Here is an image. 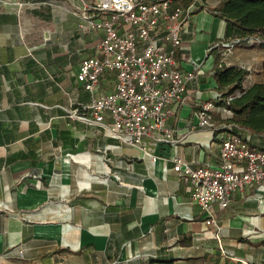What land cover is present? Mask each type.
I'll list each match as a JSON object with an SVG mask.
<instances>
[{
    "label": "crops",
    "instance_id": "obj_1",
    "mask_svg": "<svg viewBox=\"0 0 264 264\" xmlns=\"http://www.w3.org/2000/svg\"><path fill=\"white\" fill-rule=\"evenodd\" d=\"M29 1L0 0V264H264V187L212 206L220 244L188 180L173 169L175 157L219 166L226 131L199 127L196 115L214 99L217 123L232 116L218 104L219 64L243 66L239 57L251 56L257 66L244 86L264 81V49L235 46L228 54L220 44L225 0H174L191 9L178 65L197 73L167 120L182 140L139 144L72 115L94 97L77 77L104 36L87 27L92 10L83 0ZM116 79L108 73L97 92ZM242 132L251 148H264V134Z\"/></svg>",
    "mask_w": 264,
    "mask_h": 264
},
{
    "label": "built area",
    "instance_id": "obj_2",
    "mask_svg": "<svg viewBox=\"0 0 264 264\" xmlns=\"http://www.w3.org/2000/svg\"><path fill=\"white\" fill-rule=\"evenodd\" d=\"M1 1L19 7L33 3ZM173 3L174 0H92L89 4L83 0L82 8L92 10L90 14L85 12L87 27L102 29L104 36L99 54L81 60L77 72L79 81L94 94L93 100L81 109L75 108L73 116L101 125L125 143L139 144L144 137L156 143L182 140L167 120L175 105L186 98L188 82L197 73L178 65L176 54L183 44L182 34L191 9ZM219 13L222 15L221 10ZM220 44L231 51L235 40ZM112 72L117 78L114 87L109 92H97L101 79ZM216 109L215 100L207 99L196 115L199 127L212 128L216 133L226 131L220 136L219 166H192L175 157L173 169L188 180L191 200L208 215L206 223L221 244V226L212 206H227L232 192L255 185L264 187V150L250 147V136L242 132L249 129L227 120L217 123L213 115Z\"/></svg>",
    "mask_w": 264,
    "mask_h": 264
},
{
    "label": "trees",
    "instance_id": "obj_3",
    "mask_svg": "<svg viewBox=\"0 0 264 264\" xmlns=\"http://www.w3.org/2000/svg\"><path fill=\"white\" fill-rule=\"evenodd\" d=\"M220 10L226 22V41L235 40V46L264 48V0H225ZM261 71L264 75V61ZM214 72L224 89L218 104L232 111L226 120L252 133L264 134V81L245 87L244 81L251 71L239 65L221 63ZM238 90L240 93H236Z\"/></svg>",
    "mask_w": 264,
    "mask_h": 264
},
{
    "label": "rangeland",
    "instance_id": "obj_4",
    "mask_svg": "<svg viewBox=\"0 0 264 264\" xmlns=\"http://www.w3.org/2000/svg\"><path fill=\"white\" fill-rule=\"evenodd\" d=\"M251 41H253V43H254V39L251 40ZM262 49H264V48H262ZM232 51H233V49H232L231 51H227V50H226V52H227L228 54H230L229 52H232ZM227 53H226V54H227ZM262 55H264V54H262ZM228 56H229V55H228ZM239 59H240L241 63L243 64V67H246V68H248L249 70L254 69V67L257 66V64H255L256 61H253L252 58H251V56L248 57V56H243V55H241V56L239 57ZM248 59H249L250 61H249ZM246 82H248V80H247ZM236 93H240V90L236 91ZM228 110H229V109H228ZM231 112H232V111H231ZM226 118H228V117H226Z\"/></svg>",
    "mask_w": 264,
    "mask_h": 264
}]
</instances>
